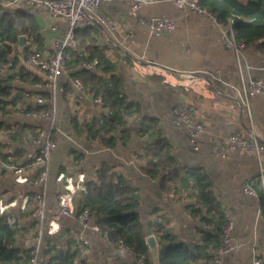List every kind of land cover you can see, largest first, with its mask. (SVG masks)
<instances>
[{
  "label": "crops",
  "instance_id": "1",
  "mask_svg": "<svg viewBox=\"0 0 264 264\" xmlns=\"http://www.w3.org/2000/svg\"><path fill=\"white\" fill-rule=\"evenodd\" d=\"M4 8L21 9L37 17L44 36L40 53L45 58L52 53L55 39L63 37L67 30L66 21L53 17L44 6L30 4ZM100 11L115 29L111 34L104 26H92L97 29L95 41L105 55L117 61L116 73L123 81L127 96L140 108V114L127 118L126 127L131 137L126 144L119 142L115 147H105L101 138L88 137L85 132L86 122L102 119L108 112L107 107L96 102L93 93L77 89L65 77L59 78L55 89L38 85V82L29 84L14 80L16 87L12 97L21 90L22 94L17 102L7 106L5 114L0 115V150L2 146L4 152L11 154L8 162L0 159V202L7 205L6 210L11 216L19 217L23 225L32 229L19 240L20 244H27L30 240L31 245L37 225L34 223L41 222L31 197L45 193L46 215L49 217L58 210L60 193L64 189L65 181L58 180V175L64 173L72 177L75 184L84 179L86 186L87 181L98 180L96 168L103 161L115 165L122 177L138 189V209L147 228L151 220L166 216L178 240L191 244L199 242L202 222L192 215L188 207L196 202L195 196L179 182L163 188L159 178H152L142 168L147 159L141 155L154 137L139 135L137 129L143 117H149L157 119L161 135L171 144L179 165L198 166L209 174L216 195L231 216L235 247L225 254L224 264H253L256 256L264 260V215L260 196L243 190L247 180L254 182V178L264 173V152L261 162L253 152L240 145L229 149L225 156L217 152V147L224 144L232 132L247 133L249 127L247 113L237 92L240 86L239 66L233 51L221 38L219 25L206 16L179 8L173 0H154L142 8V14L148 18L163 16L176 21L174 29L162 34L152 33L147 24L141 23L128 0H105ZM122 38H127L136 54L153 60L154 66L147 70L142 63L134 62L116 46V39ZM24 50L18 48L16 55L14 51L12 55L17 59L23 57ZM72 51L74 57V52L80 51V47ZM70 68L73 74L79 67ZM32 70L45 81L40 71ZM243 71L246 77L264 78V52L258 42L247 46ZM38 95L45 97V103L37 102ZM184 104L192 105L196 119L207 125V131L197 146L193 145L187 131L177 127L172 119L173 110ZM30 105H55L54 122L28 116L26 108ZM250 106L264 140V97L260 94L251 96ZM43 126L51 128L57 142L46 184L34 181L40 168L30 163L39 147L33 138ZM17 131L22 134L18 133L14 139L10 132ZM74 151L83 156L77 157ZM21 165L26 166L22 173L29 177L28 181L17 179L14 168ZM58 221L60 228L50 233L58 239L71 237L70 228L81 229L82 226L78 212L61 215ZM42 222L45 235L50 223L48 218ZM86 234L91 241L90 258L75 264H122L130 261L141 264L136 256L128 254L109 236L91 229ZM38 264L45 263L40 261Z\"/></svg>",
  "mask_w": 264,
  "mask_h": 264
},
{
  "label": "trees",
  "instance_id": "2",
  "mask_svg": "<svg viewBox=\"0 0 264 264\" xmlns=\"http://www.w3.org/2000/svg\"><path fill=\"white\" fill-rule=\"evenodd\" d=\"M201 4L211 9L221 21L233 18L236 37L244 40L247 45L258 42L264 52V0H200ZM92 26L79 27L76 39L80 51L74 52L69 61L71 67H77L79 62L98 58L94 68H78L73 75L84 82L86 89L95 97H101L103 105L108 108L102 119H94L85 123L88 137L101 138L105 147H115L119 142L126 144L130 137L127 118L140 114V108L131 100L124 90L122 79L117 75L118 63L103 53L96 43ZM22 33L29 35L28 44L22 54L28 57L34 51L43 48V34L37 17L21 9L10 10L0 4V115L7 112V106L20 99L21 92L13 98L14 80L33 84L43 81L41 75L24 66L19 59L12 55L18 36ZM9 82H12L11 84ZM46 93V92H42ZM47 94V93H46ZM43 105H30L29 110H39ZM156 118L143 117L137 133L150 134L154 137L142 153L147 163L142 167L152 178H159L161 186L166 188L170 183L179 182L182 187L195 196L196 202L188 205L192 215L214 225L207 229L202 226L200 241L188 243L178 240L170 226L169 219L162 216L148 222V228L141 219L139 212L138 189L129 184L115 169V165L103 161L96 168L98 180H89L84 189L77 191L75 199L78 214L90 207L95 220L110 237L122 239L136 253L144 255V264H154L150 254L147 236L155 234L160 243L161 264H214L211 249L222 244V228L227 222L226 209L216 195L209 174L201 167L181 166L168 140L161 135ZM7 128L8 125H5ZM10 132L14 139L17 134ZM77 157L83 154L74 151ZM11 154L0 150V159L8 162ZM254 186L260 196L261 211L264 215V182L259 175L254 178ZM11 213L5 210L0 213V264H29L31 251L35 246L33 238L31 245L20 244L19 240L26 237L31 228L23 225L19 217L10 223ZM36 229L32 236L45 230L43 222H35ZM44 232V231H43ZM45 235L48 236L45 238ZM43 234L40 261L48 260L49 264H75L78 247L75 240L58 239L50 233ZM137 258V257H136ZM122 264H136L130 261Z\"/></svg>",
  "mask_w": 264,
  "mask_h": 264
},
{
  "label": "built area",
  "instance_id": "3",
  "mask_svg": "<svg viewBox=\"0 0 264 264\" xmlns=\"http://www.w3.org/2000/svg\"><path fill=\"white\" fill-rule=\"evenodd\" d=\"M104 1L105 0H0V4L5 7H10L11 5L20 7L30 4L44 6L53 17L62 18L67 23V30L64 36L55 39L53 51L49 57H43L39 51H34L28 57L18 56V59L24 66L30 69L38 70L44 75L45 81L38 82V85L49 86L50 88L55 89L59 78L65 77L77 89L86 91V86L82 79L72 74L69 61L73 57L72 50L74 48H78L76 31L79 27L94 26L99 24L102 27L104 26L111 34L114 33L115 28L113 24L100 11V7ZM128 1L139 15L140 22L147 24L152 33L162 34L176 27V21L171 17L152 16L148 18L142 14V8L154 0ZM173 1L181 9L201 14L216 22L221 29V38L225 42L226 46L233 51L239 66L240 86L238 87L237 92L239 94L240 103L248 116V132H232L226 139V142L217 147V152L220 155L225 156L229 149L240 145L245 150L253 152L261 162L262 154L264 152V140L261 138V134L257 128L250 106V98L256 94H260L264 97V78L253 76L246 77L244 74L243 57L248 46L247 43L236 37L232 17H229L227 21H221L211 9L202 5L200 0ZM115 44L119 48H122V50H124L134 62L142 63L145 69L150 70L154 66L155 62L153 60L146 58L143 54L138 55L131 50L127 38L116 39ZM98 62V58L83 60L78 64V67L92 69L98 64ZM36 100L38 103L43 104L46 99L44 96L38 95ZM95 100L96 102L103 104L101 97H95ZM232 107H235V105L232 104ZM26 112L28 116H37L46 121L54 122L56 117V106H45L39 110H29ZM172 119L177 127L187 131L191 142L195 146H197L199 139L207 131V125L196 119L195 108L192 105L184 104L176 107L173 110ZM33 141L36 142L39 147L30 163L40 168L39 175L34 179V181L36 183L46 184L49 179V163L52 154L57 147V142L53 137L51 128L44 126L39 129L37 135L33 138ZM25 169V165L15 166L14 171L17 173V179L19 181H28L29 177L22 173ZM261 178L264 182V173H261ZM57 179L65 181V183L64 189L60 193L59 208L55 213L47 217L45 193L41 192L31 197V200L35 202V213L40 217L41 221L48 218L50 223V226L48 227L49 233L60 228V225H58V219L61 215H74L78 212L75 196L78 190L85 188V184L83 182L84 179L78 180L75 184L72 177H67L64 173H60ZM243 190L248 194H258L252 179L247 180L243 184ZM6 207V204L0 202V213H3L6 210ZM225 212L227 215V222L222 228V244L211 249L212 262L214 264H224L225 254L235 247L232 241V229L234 222L229 213L227 211ZM78 218L82 225L81 229L70 228V235L75 240L79 251L76 261H88L90 258L91 241L86 234V231L91 229L107 236H109V234L108 231L103 230L101 225L96 222L93 211L90 207H85L78 214ZM15 220V216L9 217L10 223H13ZM202 226L207 229L214 228V225L206 222H203ZM110 238H112L113 242L120 246L124 251L130 255L136 256L138 261L141 264H144V255L136 253L122 239H116L113 237ZM34 240L35 246L31 251L29 264H38L40 262L38 253L41 251L43 241L42 229H40L39 233L34 236ZM44 263L49 264L47 259H45ZM253 264H264V260L261 257L256 256Z\"/></svg>",
  "mask_w": 264,
  "mask_h": 264
},
{
  "label": "water",
  "instance_id": "4",
  "mask_svg": "<svg viewBox=\"0 0 264 264\" xmlns=\"http://www.w3.org/2000/svg\"><path fill=\"white\" fill-rule=\"evenodd\" d=\"M24 36H26L25 41H24V46L26 45L25 42L27 41L29 35L27 33H22L18 36V43H17L18 46H19L21 39ZM9 83L11 84V82ZM147 243L149 245L150 254L152 256L154 264H161L160 262V243H159L157 236L155 234H149L147 236ZM27 244L28 246H30V240H27Z\"/></svg>",
  "mask_w": 264,
  "mask_h": 264
},
{
  "label": "rangeland",
  "instance_id": "5",
  "mask_svg": "<svg viewBox=\"0 0 264 264\" xmlns=\"http://www.w3.org/2000/svg\"><path fill=\"white\" fill-rule=\"evenodd\" d=\"M28 42H30L29 39H27V41L25 42V44L27 45ZM26 45L23 47V50L26 48ZM13 46H14V55H16L17 52H15V51L18 50L19 47H18L17 44L16 45H13Z\"/></svg>",
  "mask_w": 264,
  "mask_h": 264
},
{
  "label": "bare ground",
  "instance_id": "6",
  "mask_svg": "<svg viewBox=\"0 0 264 264\" xmlns=\"http://www.w3.org/2000/svg\"><path fill=\"white\" fill-rule=\"evenodd\" d=\"M25 38H26V36H24L22 39H21V41H20V43H19V49L20 50H23V46H24V41H25ZM24 39V40H23Z\"/></svg>",
  "mask_w": 264,
  "mask_h": 264
}]
</instances>
